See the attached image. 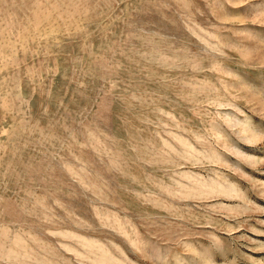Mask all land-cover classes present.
Instances as JSON below:
<instances>
[{
    "label": "rangeland",
    "instance_id": "rangeland-1",
    "mask_svg": "<svg viewBox=\"0 0 264 264\" xmlns=\"http://www.w3.org/2000/svg\"><path fill=\"white\" fill-rule=\"evenodd\" d=\"M0 264H264V0H0Z\"/></svg>",
    "mask_w": 264,
    "mask_h": 264
}]
</instances>
